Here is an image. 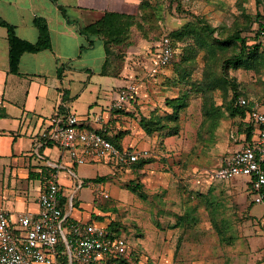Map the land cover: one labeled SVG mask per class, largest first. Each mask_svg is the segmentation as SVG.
Masks as SVG:
<instances>
[{
	"label": "rangeland",
	"instance_id": "1",
	"mask_svg": "<svg viewBox=\"0 0 264 264\" xmlns=\"http://www.w3.org/2000/svg\"><path fill=\"white\" fill-rule=\"evenodd\" d=\"M260 6L257 0H140L138 11L133 14L135 24L122 42L113 45L118 64H124L130 51L138 50L141 53L134 58L147 60L149 66L160 72L145 82L138 76L128 84L146 87L147 97L143 101L151 108L154 106L140 120H157L172 112L166 104L167 98L183 93L189 96L188 107L181 114L178 134L169 135L165 131L148 134L138 121L151 138L152 151L148 162L140 169H123L107 158L74 164L62 150L63 168L58 169L56 177L74 197L72 209L69 207L70 218L93 221L104 227L111 220L125 224L131 249L137 252L132 264H261L263 254L253 251L247 238L239 239V228L230 224L228 229L221 228L215 221L212 235L199 236L196 225L193 226L205 224L199 219L203 195L199 190L203 183L207 180L221 182L211 173L200 171L225 164L232 149L242 142L241 136L246 135L247 121L227 110L234 92L232 86L254 104L264 99V60L258 70L229 67L226 71L221 66L222 58L233 51L220 52L212 61L207 47L199 46L197 40L218 42L238 30L242 35L254 37V20ZM187 28L197 29L199 34H184ZM177 30H184V33L175 42L172 62L157 66L152 57L158 52L160 38ZM212 31L213 34H209ZM259 40L264 50V35ZM131 64L139 65L140 61L132 60ZM212 78L219 79L213 84L218 87L209 89ZM204 106L215 107L218 112L215 116L204 115ZM260 108L264 111V103ZM201 123L203 128H200ZM167 137L175 139L169 146L163 145ZM141 169L146 171L141 172ZM51 178L53 176L46 178L47 183ZM138 183L139 189L147 195L145 200L157 205L156 214L154 206L152 214L134 215L127 211L137 197L131 188ZM94 184H100L110 197L98 199ZM141 199L135 198L134 205L140 207ZM192 206L198 208V220L192 215ZM196 245L203 249L205 245L209 246L211 251L204 250L198 258L194 251ZM61 260L59 258V264H62Z\"/></svg>",
	"mask_w": 264,
	"mask_h": 264
},
{
	"label": "crops",
	"instance_id": "2",
	"mask_svg": "<svg viewBox=\"0 0 264 264\" xmlns=\"http://www.w3.org/2000/svg\"><path fill=\"white\" fill-rule=\"evenodd\" d=\"M139 2L57 0L65 8V16L52 0H0V17L14 26L18 37L35 43L39 38L35 18L41 17L48 25L51 38L50 48L24 52L18 71L12 72L8 30L0 25V211L8 212L13 220L23 212H38L39 196L48 184L46 178L63 168L64 150L59 146L54 148L55 144H47L42 138L43 131L49 126V118L54 114L73 112L85 128L99 130L105 135L122 133V146L145 148L152 153L151 138L138 123L151 108L143 101L147 97V88L136 85L138 100L128 103L123 110L111 111L110 104L135 77L139 76L141 82H145L160 72L149 66L147 60L134 58L141 53L138 50L130 51L124 64H118L115 47L103 36L81 31L98 21L106 11L134 14ZM159 53L160 41L152 59L161 67ZM132 60H139L140 64L132 66ZM263 103L264 99L256 103L255 108L262 111ZM99 114L103 115V120L97 119ZM245 120L248 123L249 116ZM240 139L242 142L232 149L225 164L247 142L246 135ZM174 141L173 137H167L163 145L169 146ZM36 155L39 156L37 160ZM221 165L224 163L217 167ZM215 168L200 172L212 174ZM248 187L249 181L245 177L203 183L199 190L203 194L199 219L205 224L197 226L195 231L199 236L212 235V220L218 221L221 228L228 229V224L239 228V239L247 238L253 251L263 254L260 263L264 264V205L253 202ZM60 189L62 196L68 199L65 212L70 216L69 202L73 204L74 197L61 183ZM135 198L127 211L134 215L152 214L154 206L156 214V204L141 199L138 207L134 205ZM196 246L194 251L198 258L204 250L211 251L209 246L205 245L204 249Z\"/></svg>",
	"mask_w": 264,
	"mask_h": 264
},
{
	"label": "built area",
	"instance_id": "3",
	"mask_svg": "<svg viewBox=\"0 0 264 264\" xmlns=\"http://www.w3.org/2000/svg\"><path fill=\"white\" fill-rule=\"evenodd\" d=\"M174 54L173 41L164 34L160 39V65L171 63ZM137 100L136 87L127 85L118 92L110 110H123ZM238 103L244 105L247 99L240 97ZM97 119L103 120V115ZM249 119L254 127L252 141L234 152L226 164L215 168L212 176L221 181L247 178L253 202L264 205V112L254 108ZM42 138L61 147L74 164L107 158L124 167L150 156L148 149L119 147L105 133L85 128L73 112L51 116ZM51 176L39 196L37 213L23 212L13 220L8 212L0 211V264H59L63 257L70 264H120L119 258L130 259L131 246L126 236L112 234L108 226L93 221L73 220L63 211L60 183L56 173ZM93 188L97 197H110L100 184ZM72 206L70 201L71 209Z\"/></svg>",
	"mask_w": 264,
	"mask_h": 264
},
{
	"label": "trees",
	"instance_id": "4",
	"mask_svg": "<svg viewBox=\"0 0 264 264\" xmlns=\"http://www.w3.org/2000/svg\"><path fill=\"white\" fill-rule=\"evenodd\" d=\"M52 1L58 5L59 9L66 16L65 8L62 5H59L57 3V0H52ZM257 2H259L261 6L259 7V11L256 13V18L254 20V22L256 23V30L254 37L248 35H242V32L238 30L230 34L228 37H226V39L218 42L216 40L215 42L197 40L199 46H201L202 48L205 46L207 47L206 49H208V52H210L209 58L212 61L214 60V58L219 57L218 55H217L218 57L217 56L215 57V55L220 52H221L220 54H222L225 51H233L227 57L222 58L221 66L223 70L227 71L229 67H232L234 69L242 67L245 69L258 70L260 63H262V60H264V50L262 47L263 43L261 42V40H259L260 37L264 35V0L261 1L257 0ZM135 22H136V18L133 14L106 11L98 21L85 26L84 28L81 29V31L86 34H97L103 36L104 39L110 45H116L122 42L125 35L128 34L130 27H132L135 24ZM35 24L39 29V38L35 43H32L18 37L16 35L14 26L8 24L5 20H3L0 17V25L7 27L8 30L9 64H10V70L12 72L18 71L19 61L21 55L24 52H38L43 49H48L51 47V38L46 21L41 17H37L35 18ZM183 33L184 30H177L168 35L173 41L174 50L176 49L175 46L176 40L180 36H182ZM184 34L198 35L199 32L195 28L193 29L187 28ZM209 34H213V31L210 32ZM191 49L193 50V48ZM215 81L217 82L219 81V79L212 78V80H210L209 83H211L212 86H208L210 87L209 89L218 87V86H213ZM232 87L234 92L230 102L227 105V110L233 115H237V114L240 115L241 118L244 120L249 116V113L255 108V104L245 95H243L244 94L243 92L235 90L234 86ZM240 97H245L247 99V103L244 105H240L238 103ZM188 98L189 96L186 93H183L177 97L167 98L166 104L169 107H171L172 112L167 113L162 117H159L157 120H153L156 118L153 119L151 118L148 120L142 119L139 120V122H141L142 127L148 134H153L155 132H163V131H165L169 135L178 134L181 126L180 123L181 114L188 107L189 104ZM217 112L218 110H215V107L214 108L211 106L203 107L204 115L215 116ZM247 126L248 127L245 129L246 141L250 142L253 139L254 130L252 128V125H247ZM203 127L204 124L201 123L200 128ZM105 136L109 138L117 146L119 147L122 146L121 145L122 142L121 140L123 137L122 133H118L117 135H105ZM47 144L53 145L52 142H47ZM149 157L150 156H148L147 158H141L137 162L133 163L131 166H124L123 169L132 168V167L140 169L148 162ZM139 188L140 185L138 183L135 186H133L131 190L139 198L145 199L147 195ZM67 200H68L67 198L62 196L61 202L63 206V211H66ZM200 200L202 202V195ZM197 210L198 208L196 206L195 207L192 206L191 208L192 215L195 217V219L198 220L199 214L196 213ZM179 221L180 218L177 219V224L180 223ZM213 222L215 221L212 220V223ZM193 226L197 228L198 225L194 224ZM108 228L112 234L124 235L127 237V231H126L127 227L125 224L121 223L120 221L111 220L108 225ZM136 255L137 252L134 253L133 250L130 249L131 258L126 259L125 257H121L118 259V261L120 264H132L131 260ZM61 261L62 264H69L68 260L65 257H63Z\"/></svg>",
	"mask_w": 264,
	"mask_h": 264
}]
</instances>
